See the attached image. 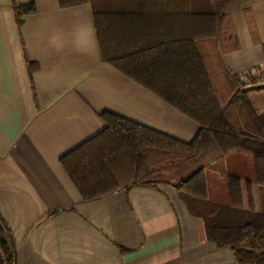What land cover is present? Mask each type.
I'll return each mask as SVG.
<instances>
[{"label": "crops", "instance_id": "obj_1", "mask_svg": "<svg viewBox=\"0 0 264 264\" xmlns=\"http://www.w3.org/2000/svg\"><path fill=\"white\" fill-rule=\"evenodd\" d=\"M225 14L203 51L230 98L234 81L264 75V0L233 2ZM249 97L264 113V87ZM105 114L186 143L200 129L103 59L91 0H0V216L17 264H239L175 185L179 166L164 172L170 181L84 200L62 158L106 128ZM205 169L212 199H227L231 170L253 183L245 207L253 199L264 211L252 156L235 152Z\"/></svg>", "mask_w": 264, "mask_h": 264}, {"label": "trees", "instance_id": "obj_2", "mask_svg": "<svg viewBox=\"0 0 264 264\" xmlns=\"http://www.w3.org/2000/svg\"><path fill=\"white\" fill-rule=\"evenodd\" d=\"M91 1L103 59L200 129L186 143L105 114L106 128L62 158L84 200L170 181L164 172L179 166L175 185L192 211L204 218L209 239L231 247L239 264H264V211L255 210L253 199L247 208L243 202L244 186L252 195V181L245 185L240 174L229 170L223 181L226 200L212 199L205 181L206 167L236 152L253 157L255 182L264 186V113L249 97L254 87H244L246 78H229L235 87L223 105L217 75L203 51V43L220 34L227 7L241 0ZM0 264H17L16 242L1 216Z\"/></svg>", "mask_w": 264, "mask_h": 264}, {"label": "built area", "instance_id": "obj_3", "mask_svg": "<svg viewBox=\"0 0 264 264\" xmlns=\"http://www.w3.org/2000/svg\"><path fill=\"white\" fill-rule=\"evenodd\" d=\"M244 87H264V75L254 78H246L244 81Z\"/></svg>", "mask_w": 264, "mask_h": 264}, {"label": "rangeland", "instance_id": "obj_4", "mask_svg": "<svg viewBox=\"0 0 264 264\" xmlns=\"http://www.w3.org/2000/svg\"><path fill=\"white\" fill-rule=\"evenodd\" d=\"M219 85H220V84H219ZM219 87H220V86H219ZM219 87H218V88H219ZM220 88H221V87H220ZM218 92H219L218 94H219V96H220L221 101L223 100V102H226L228 97H226V96L224 95V94H225L224 91H223V90L220 91V90L218 89ZM171 178H172L173 180H174V179L178 180L177 177H174V176H172ZM174 182H178V181H174Z\"/></svg>", "mask_w": 264, "mask_h": 264}]
</instances>
